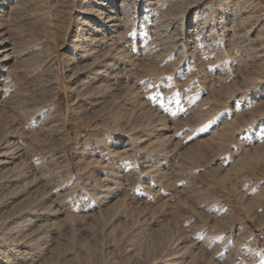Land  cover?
Wrapping results in <instances>:
<instances>
[{
  "label": "rangeland",
  "instance_id": "rangeland-1",
  "mask_svg": "<svg viewBox=\"0 0 264 264\" xmlns=\"http://www.w3.org/2000/svg\"><path fill=\"white\" fill-rule=\"evenodd\" d=\"M0 264H264V0H0Z\"/></svg>",
  "mask_w": 264,
  "mask_h": 264
}]
</instances>
